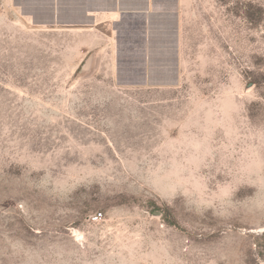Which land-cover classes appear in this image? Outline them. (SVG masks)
<instances>
[{
  "label": "rangeland",
  "instance_id": "374dc122",
  "mask_svg": "<svg viewBox=\"0 0 264 264\" xmlns=\"http://www.w3.org/2000/svg\"><path fill=\"white\" fill-rule=\"evenodd\" d=\"M184 25L179 87L123 89L0 0V264H264V0Z\"/></svg>",
  "mask_w": 264,
  "mask_h": 264
},
{
  "label": "crops",
  "instance_id": "0c3cea01",
  "mask_svg": "<svg viewBox=\"0 0 264 264\" xmlns=\"http://www.w3.org/2000/svg\"><path fill=\"white\" fill-rule=\"evenodd\" d=\"M37 26L89 31L90 74L123 89H177L186 73L184 25L193 0H13ZM83 64V63H82Z\"/></svg>",
  "mask_w": 264,
  "mask_h": 264
},
{
  "label": "water",
  "instance_id": "95a60500",
  "mask_svg": "<svg viewBox=\"0 0 264 264\" xmlns=\"http://www.w3.org/2000/svg\"><path fill=\"white\" fill-rule=\"evenodd\" d=\"M90 62H91V59H90V56H88V58L86 59L84 65H83V70L85 72H90ZM160 215V212H155V216H159Z\"/></svg>",
  "mask_w": 264,
  "mask_h": 264
},
{
  "label": "built area",
  "instance_id": "2783aa9c",
  "mask_svg": "<svg viewBox=\"0 0 264 264\" xmlns=\"http://www.w3.org/2000/svg\"><path fill=\"white\" fill-rule=\"evenodd\" d=\"M100 216H102V213H99V214H97V216H96V217H100Z\"/></svg>",
  "mask_w": 264,
  "mask_h": 264
}]
</instances>
